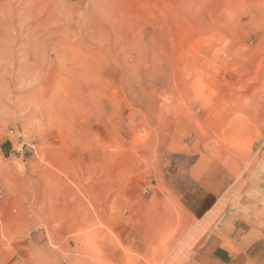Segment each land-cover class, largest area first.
I'll list each match as a JSON object with an SVG mask.
<instances>
[{
	"label": "rangeland",
	"instance_id": "374dc122",
	"mask_svg": "<svg viewBox=\"0 0 264 264\" xmlns=\"http://www.w3.org/2000/svg\"><path fill=\"white\" fill-rule=\"evenodd\" d=\"M212 160L264 228V0H0V264H207Z\"/></svg>",
	"mask_w": 264,
	"mask_h": 264
},
{
	"label": "crops",
	"instance_id": "0c3cea01",
	"mask_svg": "<svg viewBox=\"0 0 264 264\" xmlns=\"http://www.w3.org/2000/svg\"><path fill=\"white\" fill-rule=\"evenodd\" d=\"M231 165L210 161L195 176V188L183 192L194 224L183 253L207 264L252 262V243L264 242V228L252 222V168Z\"/></svg>",
	"mask_w": 264,
	"mask_h": 264
}]
</instances>
